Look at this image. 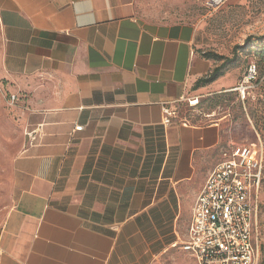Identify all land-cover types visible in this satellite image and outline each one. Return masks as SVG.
Returning <instances> with one entry per match:
<instances>
[{
	"label": "crops",
	"instance_id": "obj_1",
	"mask_svg": "<svg viewBox=\"0 0 264 264\" xmlns=\"http://www.w3.org/2000/svg\"><path fill=\"white\" fill-rule=\"evenodd\" d=\"M139 3L0 0V86L26 138L0 264H155L177 250L198 264L183 244L230 141L219 124L165 125L210 64L197 26L148 21Z\"/></svg>",
	"mask_w": 264,
	"mask_h": 264
},
{
	"label": "rangeland",
	"instance_id": "obj_2",
	"mask_svg": "<svg viewBox=\"0 0 264 264\" xmlns=\"http://www.w3.org/2000/svg\"><path fill=\"white\" fill-rule=\"evenodd\" d=\"M208 2L140 0L137 8L148 21L198 27L195 52L208 60L210 68L188 86L185 99L177 105L179 117L196 125L219 124L232 149L259 145L263 179L256 217V264H264V0H229L219 8L209 7ZM253 64H259L257 76L247 81ZM216 71L222 76L202 83ZM16 106L0 86V227L13 205V164L26 145ZM187 260L177 250L155 264H187Z\"/></svg>",
	"mask_w": 264,
	"mask_h": 264
},
{
	"label": "built area",
	"instance_id": "obj_3",
	"mask_svg": "<svg viewBox=\"0 0 264 264\" xmlns=\"http://www.w3.org/2000/svg\"><path fill=\"white\" fill-rule=\"evenodd\" d=\"M228 1L209 0L208 6L219 8ZM256 76L257 65L253 64L247 81ZM15 102L12 97V104ZM163 111L166 126L179 117L177 109L166 107ZM262 179L263 159L257 143L224 151L196 200L188 239L183 244V250L198 264H256V217Z\"/></svg>",
	"mask_w": 264,
	"mask_h": 264
},
{
	"label": "trees",
	"instance_id": "obj_4",
	"mask_svg": "<svg viewBox=\"0 0 264 264\" xmlns=\"http://www.w3.org/2000/svg\"><path fill=\"white\" fill-rule=\"evenodd\" d=\"M257 66L259 67V64H257ZM220 76H222V74H219L216 71L209 78H207L206 80H203L202 83L205 84V85H207L209 83H212V82L216 81Z\"/></svg>",
	"mask_w": 264,
	"mask_h": 264
},
{
	"label": "bare ground",
	"instance_id": "obj_5",
	"mask_svg": "<svg viewBox=\"0 0 264 264\" xmlns=\"http://www.w3.org/2000/svg\"><path fill=\"white\" fill-rule=\"evenodd\" d=\"M196 102H197V101H195V102H194V103H192V104H193V105H195V104H196Z\"/></svg>",
	"mask_w": 264,
	"mask_h": 264
}]
</instances>
